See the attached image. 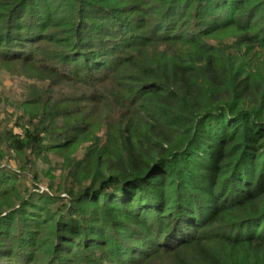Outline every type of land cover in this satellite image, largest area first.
I'll use <instances>...</instances> for the list:
<instances>
[{
  "label": "trees",
  "instance_id": "1",
  "mask_svg": "<svg viewBox=\"0 0 264 264\" xmlns=\"http://www.w3.org/2000/svg\"><path fill=\"white\" fill-rule=\"evenodd\" d=\"M1 71L0 264H264V0H0Z\"/></svg>",
  "mask_w": 264,
  "mask_h": 264
},
{
  "label": "rangeland",
  "instance_id": "2",
  "mask_svg": "<svg viewBox=\"0 0 264 264\" xmlns=\"http://www.w3.org/2000/svg\"><path fill=\"white\" fill-rule=\"evenodd\" d=\"M228 36H234L233 34H228ZM219 40L226 39L227 36L218 37ZM216 38H214V42H218ZM31 80L13 76L7 71L0 72V124L1 130L5 127L9 129L14 128L16 134H21V130L19 127H16V119L17 117L10 118V115L14 114L16 111L15 105L17 102L23 100L28 93ZM18 115H22V112H18ZM83 153L80 152L79 155ZM50 163L44 162L40 160L37 164V167L32 170L21 173V169L19 168L18 163L15 160L14 154L12 157L5 159L2 161L4 164L2 167H9V169L15 170L19 175V180L30 190H35L39 193H47L51 194L52 189L51 185V177L48 174L51 172V176L58 177L60 172V164L63 162V159L60 156L52 155L50 157ZM21 171V172H20ZM38 188V189H37Z\"/></svg>",
  "mask_w": 264,
  "mask_h": 264
}]
</instances>
